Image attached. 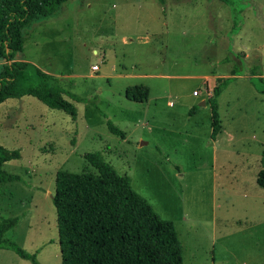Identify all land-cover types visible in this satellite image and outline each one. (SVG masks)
Here are the masks:
<instances>
[{"label": "rangeland", "instance_id": "1", "mask_svg": "<svg viewBox=\"0 0 264 264\" xmlns=\"http://www.w3.org/2000/svg\"><path fill=\"white\" fill-rule=\"evenodd\" d=\"M21 45L13 60L81 100L71 101L74 119L29 95L0 103V146L19 151L1 165L19 176L0 184V216H19L4 238L37 264H60L54 173L96 174L83 154L98 152L173 224L181 264H264V190L255 182L264 0H66L24 26ZM223 77L211 140L207 101ZM134 84L148 88L145 102L124 97ZM0 264L33 263L0 249Z\"/></svg>", "mask_w": 264, "mask_h": 264}, {"label": "trees", "instance_id": "2", "mask_svg": "<svg viewBox=\"0 0 264 264\" xmlns=\"http://www.w3.org/2000/svg\"><path fill=\"white\" fill-rule=\"evenodd\" d=\"M64 1L0 0V103L29 95L74 119L71 101H80L79 97L33 63L12 59L22 49L23 27L34 19L52 16ZM229 79L218 78L207 101L210 139L220 131L216 97ZM259 92L264 98V86ZM147 94L143 84L124 89V97L133 102H145ZM105 124L110 133L122 137L116 125L108 119ZM83 157L96 174L57 170L53 177L50 199L55 210L60 264H181V247L173 224L159 217L132 189L129 176L116 172L98 152L84 153ZM18 158L17 149L0 146V184L19 180L18 175L1 169L5 161ZM255 182L264 190V148ZM18 219L19 216H0V249L11 250L37 264L33 254L3 237Z\"/></svg>", "mask_w": 264, "mask_h": 264}, {"label": "crops", "instance_id": "3", "mask_svg": "<svg viewBox=\"0 0 264 264\" xmlns=\"http://www.w3.org/2000/svg\"><path fill=\"white\" fill-rule=\"evenodd\" d=\"M231 77H233V76H231ZM204 104H205V103H204ZM210 126H211V119H210ZM210 130H211V128H210ZM222 130H223V129H221V132H222ZM217 135H218V134H217ZM215 138H216V136H215ZM215 138H214V139H215ZM214 139H211V140H214Z\"/></svg>", "mask_w": 264, "mask_h": 264}, {"label": "water", "instance_id": "4", "mask_svg": "<svg viewBox=\"0 0 264 264\" xmlns=\"http://www.w3.org/2000/svg\"><path fill=\"white\" fill-rule=\"evenodd\" d=\"M199 104H200V105H204V101H203V100L200 101Z\"/></svg>", "mask_w": 264, "mask_h": 264}, {"label": "built area", "instance_id": "5", "mask_svg": "<svg viewBox=\"0 0 264 264\" xmlns=\"http://www.w3.org/2000/svg\"><path fill=\"white\" fill-rule=\"evenodd\" d=\"M92 68L96 69V66H92ZM195 93V92H194Z\"/></svg>", "mask_w": 264, "mask_h": 264}]
</instances>
